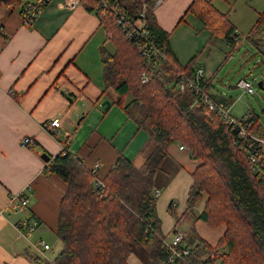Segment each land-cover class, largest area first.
Wrapping results in <instances>:
<instances>
[{"label": "trees", "instance_id": "1", "mask_svg": "<svg viewBox=\"0 0 264 264\" xmlns=\"http://www.w3.org/2000/svg\"><path fill=\"white\" fill-rule=\"evenodd\" d=\"M212 1L193 0L186 15L235 49L240 37L230 13L221 12ZM118 4L132 20L137 19L140 0H82L87 11L96 13L115 47L114 54L103 58L105 89L113 91L115 104L148 134L141 151L145 161L137 167L120 156L102 179L100 190L95 188L96 176L77 156L65 149L51 158L46 172L58 176L67 187L56 232L63 248L52 261L34 258L35 264H129L136 246L146 252V264H168L154 192L159 189L157 176L166 172L169 149L176 143L200 162L192 174L186 212L196 211L203 202L197 219L212 229H225L216 245L201 239L195 230L186 235L183 247L191 253L188 264H264V180L252 172L246 154L234 145L233 133L218 116L203 103L195 104L196 95L180 92L177 85L180 73L191 76L196 72L199 54L182 65L171 48V34L148 12L146 24L156 46L166 54V62L154 70L146 64L136 39H128L117 26ZM24 6V0H0V8L21 7L22 11ZM263 33L264 13L247 38L264 58V44L253 39ZM145 71L150 80L142 84ZM262 81L264 86V75ZM201 86L209 90L211 79L205 78Z\"/></svg>", "mask_w": 264, "mask_h": 264}, {"label": "crops", "instance_id": "2", "mask_svg": "<svg viewBox=\"0 0 264 264\" xmlns=\"http://www.w3.org/2000/svg\"><path fill=\"white\" fill-rule=\"evenodd\" d=\"M32 1L24 0L25 5ZM192 1L164 0L153 12L158 25L171 34V48L182 65L200 50L191 40L204 31L199 20L186 15ZM21 7L0 8L4 28L0 33V264H35L34 258L53 260L61 252L55 253L61 243L56 232L67 187L58 176L46 172L42 154L54 158L66 149L86 168L100 164L98 175L103 179L120 156L137 167L143 165L141 151L149 139L115 104L113 91L105 89L103 58L106 53L114 54L115 47L96 13L82 4L70 11L64 0H53L31 25H24ZM189 26L198 30H188ZM211 56L201 55L197 62L204 68L206 80L214 78L210 72L215 65L208 64ZM209 92L232 108L234 100ZM105 100L111 102L108 110L102 105ZM55 119L61 120L56 134L48 130ZM25 137L34 140L31 148L20 146ZM179 147L177 143L170 147L166 172L157 176L162 234L170 240L175 227L187 235L195 230L201 239L216 245L222 236L215 242L207 240L211 228L197 219L203 205L198 211L186 212L192 174L200 162L188 149ZM21 193L29 199L24 213L8 206L10 197ZM26 218L37 223L28 235L16 227ZM41 241L51 251L42 254ZM129 264L146 262L132 254Z\"/></svg>", "mask_w": 264, "mask_h": 264}, {"label": "built area", "instance_id": "3", "mask_svg": "<svg viewBox=\"0 0 264 264\" xmlns=\"http://www.w3.org/2000/svg\"><path fill=\"white\" fill-rule=\"evenodd\" d=\"M53 0H33L31 3L24 6L21 11V16L24 25H31L40 15L41 11L47 7ZM164 0H151V2H141V11L136 20H132L126 10L120 4L116 6L114 12L116 24L121 28L125 36L137 42L141 55L146 59V64L153 65L154 70L161 68L166 62V54L163 49L158 48L155 43V36L150 31L146 24V15L148 12H154L162 5ZM66 8L70 11L76 10L81 6L82 0H64ZM0 33H4V28L0 26ZM239 40V39H236ZM142 41V42H141ZM239 42V41H238ZM151 73L153 71L151 70ZM141 83L146 84L150 78L145 72L142 73ZM205 79V70L203 67H198L196 72L191 76L180 73L177 76V85L180 92H192L196 95V103H203L209 112L215 113L222 121L225 127L234 135V145L243 151L250 161L252 172L260 179L264 180V135L253 122V115L247 114L241 120L236 119L231 114V108L225 102H218L212 97L210 92L201 86V81ZM237 87L242 89L244 93L253 95L255 90L251 81L242 79L238 82ZM61 127V120L55 119L48 125V130L56 134ZM34 145V140L25 137L21 140L22 148H31ZM181 150L183 146L179 147ZM65 151V149L63 150ZM93 175L96 176L95 188L103 189L104 185L102 178L98 173L100 164H94L92 168H87ZM161 196L160 191L154 192V197L158 199ZM29 205V199L25 193L16 194L10 197L8 206L22 213L26 212ZM17 230L21 234L28 235L33 233L37 228V223L31 219H24L17 224ZM186 234L175 227L172 239H163V243L168 251V264H175L178 261L188 264L187 260L190 255V250L183 247V242ZM41 253L51 251V247L45 241L39 243ZM43 259L48 260L45 256Z\"/></svg>", "mask_w": 264, "mask_h": 264}, {"label": "rangeland", "instance_id": "4", "mask_svg": "<svg viewBox=\"0 0 264 264\" xmlns=\"http://www.w3.org/2000/svg\"><path fill=\"white\" fill-rule=\"evenodd\" d=\"M212 4L221 12L230 13L231 22L234 24L237 34H239L241 39L236 48L233 49L222 39L213 41L211 32L203 29L204 31L201 36L193 37L191 40L194 47L200 46V50L195 51L192 57L198 54L201 56L212 53L208 64L210 66L214 64L215 67L210 72V76L214 78H210L212 86H210L209 91L224 95L229 100H234L231 108V114L234 118L241 120L247 114H252L257 128L264 135V91L258 87V83L262 81L264 75V58L255 49L253 43L247 39L256 22L264 13V0H229L228 3L221 0H213ZM188 30L195 31L198 29L189 26ZM253 39L264 44V33L262 36L254 35ZM242 79L252 82L255 94H246L242 89L237 87L238 82ZM202 205L203 202L198 207H195L197 208L196 210L198 211L199 208H202ZM207 228L209 227L207 226ZM210 230L206 239L210 242H215L218 237L223 235L224 227L211 228ZM192 231L190 230L189 234ZM59 244L60 250L59 248H55L56 254L62 249V243ZM138 254L142 259L146 255V252L139 246H136L134 255ZM52 255L54 256V253L50 254L51 258Z\"/></svg>", "mask_w": 264, "mask_h": 264}, {"label": "water", "instance_id": "5", "mask_svg": "<svg viewBox=\"0 0 264 264\" xmlns=\"http://www.w3.org/2000/svg\"><path fill=\"white\" fill-rule=\"evenodd\" d=\"M258 87L264 91L263 81L258 83ZM102 105L105 107V110H108L111 106V102L109 100H105ZM41 159L46 163H49L51 160L50 156L45 153L42 154Z\"/></svg>", "mask_w": 264, "mask_h": 264}, {"label": "bare ground", "instance_id": "6", "mask_svg": "<svg viewBox=\"0 0 264 264\" xmlns=\"http://www.w3.org/2000/svg\"><path fill=\"white\" fill-rule=\"evenodd\" d=\"M191 254V253H190ZM190 258V257H189ZM191 264V263H190Z\"/></svg>", "mask_w": 264, "mask_h": 264}]
</instances>
